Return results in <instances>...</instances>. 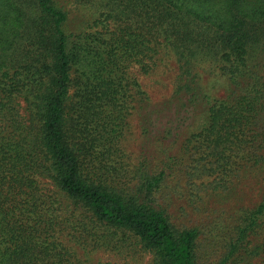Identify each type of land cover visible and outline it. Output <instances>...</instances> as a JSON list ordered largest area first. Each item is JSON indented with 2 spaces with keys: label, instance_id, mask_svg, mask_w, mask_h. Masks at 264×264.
<instances>
[{
  "label": "trees",
  "instance_id": "16d2710c",
  "mask_svg": "<svg viewBox=\"0 0 264 264\" xmlns=\"http://www.w3.org/2000/svg\"><path fill=\"white\" fill-rule=\"evenodd\" d=\"M72 1L0 0V264H264V0ZM171 61L154 102L132 68Z\"/></svg>",
  "mask_w": 264,
  "mask_h": 264
},
{
  "label": "rangeland",
  "instance_id": "374dc122",
  "mask_svg": "<svg viewBox=\"0 0 264 264\" xmlns=\"http://www.w3.org/2000/svg\"><path fill=\"white\" fill-rule=\"evenodd\" d=\"M61 2L66 5L67 9L71 12L73 16V22L76 23L78 21V17L80 12L77 10V5L72 0H61ZM133 72L136 74L140 83L143 85L144 89L149 93L154 102H160L166 98H168L173 91L174 88V79L176 75V71L174 70V65L171 63L165 65L164 63H159L158 66L150 73L146 74L140 70L139 67L132 68ZM218 96H222L224 92V88L217 87ZM204 108L200 105L197 116L200 115V118L203 117ZM169 115V114H168ZM164 121V120H163ZM135 124V123H134ZM135 130L133 135L127 140V152L130 156V161L138 162L139 154H138V139H139V131L137 128V124L135 125ZM133 164V163H132ZM247 175V178L242 180L241 183H237L236 190L233 192L226 194L225 197H206L205 202L201 203V208H206L208 211L205 212L204 215L200 216L199 213H193L187 210H184L185 214H179L181 220L186 222H200L201 219H206L211 215V219L213 215H218V208H227L232 204L236 203H249L251 200H259L258 197V182L255 181L252 174ZM239 184V185H238ZM253 198V199H252ZM177 213V210L175 211ZM96 261H101L103 264H149L151 260V255L149 253H140L136 250V255L134 252H130L126 250L125 254L111 253L107 251H100L96 255H94Z\"/></svg>",
  "mask_w": 264,
  "mask_h": 264
}]
</instances>
